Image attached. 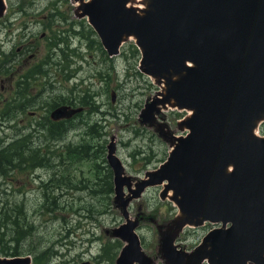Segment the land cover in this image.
<instances>
[{
	"label": "water",
	"instance_id": "water-1",
	"mask_svg": "<svg viewBox=\"0 0 264 264\" xmlns=\"http://www.w3.org/2000/svg\"><path fill=\"white\" fill-rule=\"evenodd\" d=\"M75 1L110 56L134 36L142 71L166 83L162 97L146 103L145 123L156 120L159 104L189 112L181 121L186 135L160 125L172 150L135 190L110 144L118 206L128 207L125 187L138 198L164 185L161 197L179 210L174 227L163 233L159 226L168 264H191V254L175 244L177 233L207 222L220 226L204 236L192 264H264V137L257 133L264 121V0H146L141 10L129 5L133 0ZM5 10L0 0V17ZM79 110L60 106L51 118L70 119ZM137 226L128 219L113 230L125 242L117 264L153 262ZM31 263L30 255L0 257V264Z\"/></svg>",
	"mask_w": 264,
	"mask_h": 264
},
{
	"label": "rangeland",
	"instance_id": "rangeland-1",
	"mask_svg": "<svg viewBox=\"0 0 264 264\" xmlns=\"http://www.w3.org/2000/svg\"><path fill=\"white\" fill-rule=\"evenodd\" d=\"M27 1L34 2L27 11L28 16L36 17V21L32 23V30L38 34L36 37L43 48L40 57L46 63L44 66L46 73L36 78L42 83L44 92L35 117H27V113L26 117H2L5 115L0 111V145L7 146L24 138L29 151L39 150L43 155L54 153L56 158L51 163V167H46L42 162L15 164L8 173L0 176V207L8 210L10 214L19 215L20 212L16 211V207L22 206V217L24 219L26 217L27 222L36 227L32 229V233L30 232L26 238L17 243L16 250H11L17 252V256L30 255L33 259L32 264H117L125 242L116 237L113 230L129 219L138 223L136 231L141 238L145 254L153 260L151 264H168L160 251L161 229L159 226L164 225L163 233H166L169 226L176 225L175 221L179 216L177 206L169 197H161L164 185L150 186L138 198H132L133 193L126 187L125 196L129 200L128 207L124 209L121 205L118 206L115 200V184L112 182L114 172L106 161V157L109 155L110 144L114 142L115 154L124 165L125 175L132 179L131 188L137 189L138 184L147 177V173L159 168L172 150L170 141L163 139L160 135V125L166 124L164 131H172L176 136L186 135L188 129L181 125V121L189 115L188 111L168 104L166 107L159 104L160 112L155 114L156 120L150 123L143 121L141 115L146 103L162 97L166 83L142 71V52L136 43V38L132 36L124 40L119 55L111 57L106 50L104 95H97L101 91V83L93 82L90 86L88 84L97 81L96 78L86 79L85 86L89 87L97 103H103L106 117L102 114L84 117L87 121L85 126L76 125L74 122H79L80 119H75L76 121L66 124L64 138L47 139L46 134L52 127L51 124L47 126L50 110L60 100V92L67 94L75 82L74 79L66 78L64 83H60L55 79L54 66L60 57L53 50L55 47L53 41L58 37L67 36V33H63L70 26L64 20H49L48 9L51 2H69L74 8V13L76 12L74 21L80 22L81 17L77 14L80 2L6 0V5L10 6L14 2L12 6L19 7L21 3ZM131 4L138 10L147 8L146 0H133ZM45 15L48 17L43 20L48 24V28L45 27L47 37L43 38L41 33L44 27L38 23V20ZM9 27L11 25H3L0 28L1 36L5 41L3 49L10 55L12 53L17 55L20 46L29 44L31 35L27 34L20 39L19 29L16 30V35L10 38ZM20 27L22 28V25ZM76 28L82 27L77 25ZM95 35L100 43L101 40L96 32ZM73 39L72 46L79 43L78 36ZM99 43L93 42L95 59L99 61V65L96 64L95 67L90 65L85 68L95 73L105 66L100 63L101 58L97 56H101V52L104 51L103 45ZM22 67L23 65L17 66V69L21 70ZM65 74L68 75L66 72ZM87 74L88 72L80 73L78 81ZM18 76L19 74L16 75L15 83ZM10 77L11 75L0 70V97H2L0 102L5 101V97L9 94L8 90L13 86L12 81L9 80ZM112 91L116 94L115 101L112 100ZM92 125L96 126V134L92 133ZM258 133L264 137V121ZM87 143L92 146L81 150L80 147ZM70 145L73 147V152L77 151L73 154V158H69L67 154V146ZM62 157L66 162L59 164ZM46 181H53L55 184L45 188ZM110 182L113 185L112 192L109 190ZM53 201H56V205L51 204ZM50 208L54 209L49 211ZM217 226L220 225L210 222L202 226L189 224L177 233L175 242L191 254L188 260L191 264L197 261V259L194 261L193 257L196 255V248L203 243L204 236ZM9 227L3 229L0 226L2 231L0 238L7 244L10 243L8 241L11 240L14 232L13 224ZM10 247L15 248V243ZM37 255L40 259L36 258ZM0 257L10 258L13 255L0 254ZM201 264L210 263L204 261Z\"/></svg>",
	"mask_w": 264,
	"mask_h": 264
},
{
	"label": "flooded vegetation",
	"instance_id": "flooded-vegetation-1",
	"mask_svg": "<svg viewBox=\"0 0 264 264\" xmlns=\"http://www.w3.org/2000/svg\"><path fill=\"white\" fill-rule=\"evenodd\" d=\"M13 3H11L10 6H7L6 12L0 17V28L3 25H11V27L8 28V35L10 38L15 36L16 30L19 29L20 30L18 32L21 34L18 36L20 39L27 34H30L31 36L29 38L30 42L28 45H22L18 48L19 52L17 55L14 53L10 55L3 49L5 41L1 36L2 32H0V70L3 71V73L11 75L9 80H11L13 84L10 90H8L9 94L5 97V101L0 102V111H2V114L5 115L2 117H26V113L28 115L27 117H35L38 114L40 100L44 92L42 83L38 82L36 78H40L46 73L44 71L46 63L45 60L40 57V53L43 52V48L42 44L36 37L38 34H35L32 30V23L36 21V17L34 15L28 16L27 11V9L30 8V5H34V2H23L19 7L12 6ZM48 10L50 14L49 20H64V22L70 26L65 29V32L63 33H67V36L58 37V39L53 41V44L55 45L53 50L56 54L58 53V56L60 57V59L55 62L54 66L55 79L60 83H64L66 78L75 80L73 87L67 92V94L60 92V100L53 107V109L50 110L49 117H51L52 111L60 106L80 108L78 112L71 116L72 118L61 119L58 120V122L61 125L62 123L67 124L68 122L80 119L79 122L74 123L76 125L85 126L87 121L84 117H92L94 114H102L106 117V109H103V103H97L94 99V95L89 90V87L85 86V83L87 84V78H96L97 81H92L88 84L90 86L93 82L98 84L101 83L102 88L97 95H104L106 90V49L102 46L104 51L101 52V56L97 55L101 58L100 63L105 66H103L102 69H99L98 73L86 70V66L93 65L95 67L96 64L97 66L99 65V61L95 59L96 55L93 45V42L99 43L95 37V30L89 22L86 21V18H81L82 21L80 22L74 21L76 12L74 13V8L69 2H51ZM22 14H24V16H22ZM47 17L48 16L45 15L44 18H40L38 20V23L42 24L44 27L43 32L41 33V37L43 38L47 37L45 27L48 28V24H46L43 20L47 19ZM20 25H22V28ZM77 25H80L82 28L77 29ZM55 36H58V34H55ZM76 36L79 37V43L73 44L72 46L74 41L73 37ZM100 43L103 45L102 42ZM50 49V52L52 53L51 55H53L52 48ZM103 49L101 48V50ZM20 65H23L21 70L17 69V66ZM65 72L68 73V75H66ZM84 72H88L87 76L82 77L78 81L80 73ZM17 74H19V76L17 77V81L15 83ZM2 82H5V80H2ZM115 97V91H112L113 101H115ZM0 99H2V97H0ZM31 108H33V110H31ZM91 146L92 145L90 143H87L86 145L81 146L80 149H88ZM106 158V161L112 169L108 157ZM112 182L115 184L114 178H112ZM112 182H110L109 185H111Z\"/></svg>",
	"mask_w": 264,
	"mask_h": 264
},
{
	"label": "trees",
	"instance_id": "trees-1",
	"mask_svg": "<svg viewBox=\"0 0 264 264\" xmlns=\"http://www.w3.org/2000/svg\"><path fill=\"white\" fill-rule=\"evenodd\" d=\"M47 121H48L47 126L49 127L50 124L52 126L49 128V131L46 134L47 139L60 140L61 138H64V135L66 134V130H67L66 123H62L60 125L58 121H54L53 119H51V117L48 118ZM95 131H96V127L94 126L92 127V133L96 134ZM27 146L28 144L26 143V141H24V138H20L18 139L17 142L10 143L7 146L0 145V176H4L6 173H8L10 168L15 167V164H18V165H21L22 163L35 164L38 162H42V164L45 165L46 167H51V163L55 161L56 154L53 153L52 155H47V154L43 155V153L40 152L39 150L29 151L27 149ZM81 150H85V149H81ZM73 151L74 150H73L72 145L67 146V154L68 156H70L69 158H73L74 157L73 154L77 152V151L75 152ZM64 154L66 155L65 152ZM15 162H18V163H15ZM65 162H66L65 158L62 157V160L59 162V164L65 163ZM59 169H61V167ZM67 169H69V167H67ZM64 178L67 180L65 176ZM68 179L70 180L71 178H68ZM54 184L55 183L53 181H46L44 187L48 188L50 185H54ZM0 190H1V184H0ZM109 190H111L112 192L113 190L112 184L110 185ZM51 204L56 205V201H53ZM45 207L47 208L48 204L45 205ZM53 209L54 208H50L49 211H52ZM22 210H23L22 206L17 205L16 211H19L20 213L19 215H13V214H10L8 210H4L3 207H0V226L3 229H8L10 228L9 226L13 224V229H14L13 236L11 240L8 241L10 242L9 244H7V242H5L4 239L0 238V254L17 256L18 253L15 251H12L11 249L16 250L18 248L17 243H19L20 240H23V238H26L30 234V232L32 233L33 231L32 229L36 228L33 224L30 225L27 222L26 217L25 219L22 217ZM0 235H2L1 228H0ZM14 243H15V248L10 247V245ZM31 252L33 251L31 250ZM48 252L49 251H47V253ZM36 258L40 259L38 255Z\"/></svg>",
	"mask_w": 264,
	"mask_h": 264
},
{
	"label": "bare ground",
	"instance_id": "bare-ground-1",
	"mask_svg": "<svg viewBox=\"0 0 264 264\" xmlns=\"http://www.w3.org/2000/svg\"><path fill=\"white\" fill-rule=\"evenodd\" d=\"M135 1V0H134ZM132 2H130V4L129 5H131V6H133L132 4H131ZM191 113V112H190ZM176 241V240H175ZM179 247V246H178ZM179 248H183V247H179Z\"/></svg>",
	"mask_w": 264,
	"mask_h": 264
}]
</instances>
